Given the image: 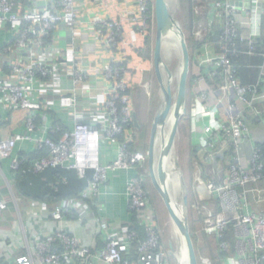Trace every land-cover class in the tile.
I'll use <instances>...</instances> for the list:
<instances>
[{
	"label": "built area",
	"instance_id": "2783aa9c",
	"mask_svg": "<svg viewBox=\"0 0 264 264\" xmlns=\"http://www.w3.org/2000/svg\"><path fill=\"white\" fill-rule=\"evenodd\" d=\"M29 1L32 9L21 0H0V31L9 26L14 34L3 56L19 54L0 75V102L12 115L26 112L24 133L0 136V159L9 160L12 171L19 170L24 159L16 150L26 143L49 150L34 163L36 173L62 167L81 177L92 172L93 177L79 201L63 202L51 214L60 229L15 263L171 264L174 255L164 249L147 187L148 156L138 149L134 125L133 94L144 76L154 72L147 50L156 30L155 0ZM195 1L192 38L199 46L198 57L208 58V65L199 63L196 80L191 130L193 137L202 138L193 146L197 177L190 202L205 232L230 253L226 233L232 227L239 258L231 255L226 264H264V212L250 202L252 197L259 207L264 201V0H212L206 7L197 0H191L192 6ZM60 41L67 42V49L57 55ZM232 56L255 61L254 83H241ZM66 71L73 88L59 96V104L74 121L72 130L56 124L49 114L50 95L59 91L55 81ZM104 142L116 156L107 164L102 163ZM206 164H212L217 179L207 177ZM120 171L134 173L126 195L145 236L140 239L137 231L128 229L124 240L108 236L105 249L94 252L65 231L63 221L76 206L100 196L109 175ZM199 186L212 197L206 205L196 193ZM8 209L9 203L0 200V224ZM134 243L137 260L124 259Z\"/></svg>",
	"mask_w": 264,
	"mask_h": 264
},
{
	"label": "crops",
	"instance_id": "0c3cea01",
	"mask_svg": "<svg viewBox=\"0 0 264 264\" xmlns=\"http://www.w3.org/2000/svg\"><path fill=\"white\" fill-rule=\"evenodd\" d=\"M21 2L25 6L33 8V4L29 0L24 2L21 0ZM13 36V31L9 26L0 31V75L7 73L8 62L18 59L19 54L13 53L9 57H4L2 52L5 45L12 43ZM66 45L67 42L60 41L56 54L65 53L64 50L67 49ZM210 49L217 52L218 48L213 46ZM86 63L87 61H83V65H86ZM66 74L67 71L63 72L61 77L55 81V85L59 91L50 95L52 106H50L51 110L49 114L56 124H60L65 130H72L74 121L69 118L67 112L60 108L59 104V96L66 94L68 90L73 88L72 81L67 78ZM133 100L136 107L134 94ZM137 111L139 113L140 109L137 108ZM25 121L26 112L18 111L12 115L11 111L0 102V136L8 138L24 133L26 131ZM137 124L138 127L134 124L139 139L137 146L142 150L140 137L141 132H143L141 126L143 123L140 113L137 116ZM201 138L202 135L192 136L190 144V148H193L192 150H194L193 146L195 144L201 143ZM34 150L35 147L31 144H21L16 150V155L29 154L34 152ZM115 157L114 150L107 142H104L102 147V163H111ZM212 172V175L206 173L207 177L217 179V172H214L213 169ZM11 174L10 161L0 159V200L9 203V209L5 213L3 222L0 224V264H16V259L28 256L29 251L35 248L39 240L57 232L61 224L56 222L51 217V214L61 203L71 201L67 200L57 204H49L22 197L14 189L15 184L10 177ZM133 175V172L126 171L110 174L108 182L101 189L100 196L85 202V205L83 204L81 207L76 206L72 215L65 216L63 221L65 231L77 238L81 244L91 247L94 252L105 249L108 236L124 240L133 219V213L129 209L126 195L127 182ZM233 248L232 246L230 254L238 259L239 255Z\"/></svg>",
	"mask_w": 264,
	"mask_h": 264
},
{
	"label": "water",
	"instance_id": "95a60500",
	"mask_svg": "<svg viewBox=\"0 0 264 264\" xmlns=\"http://www.w3.org/2000/svg\"><path fill=\"white\" fill-rule=\"evenodd\" d=\"M154 10L156 30L153 52V66L155 77L161 89L162 104L153 117L149 149L147 154L148 173L152 189L159 197L169 219L175 222L181 229L180 244L177 245L176 249L172 244H170V252L174 255L177 250H183L186 256L187 264H200L191 230L189 192L184 181L183 173L180 169L179 163H177V167L181 171L182 187V195L179 203L175 199H173L171 194L169 193L167 186L168 173L165 168L166 157L171 153L173 149L176 148V142L180 130V123L188 113L187 99L189 95L191 66L193 60L184 30L179 24L178 20L172 14L167 0H155ZM172 31L177 32V38L180 44L181 51V75L178 83L176 84L175 92L170 81L167 87L164 86L162 75V70H165L169 80L173 79L172 71L164 63L162 57L163 41L165 37L167 35H170ZM172 110H174V123L168 141L165 145H163V154H161L157 162L156 142L159 134V129H162L165 126ZM135 125L136 127H138L137 121H135ZM218 159L222 164L224 155L218 156ZM222 171L223 167L221 165L219 167V180H222ZM196 193L199 196L201 202H210L212 199V197L208 194L205 186L197 187Z\"/></svg>",
	"mask_w": 264,
	"mask_h": 264
},
{
	"label": "rangeland",
	"instance_id": "374dc122",
	"mask_svg": "<svg viewBox=\"0 0 264 264\" xmlns=\"http://www.w3.org/2000/svg\"><path fill=\"white\" fill-rule=\"evenodd\" d=\"M212 0H197L198 4H206L210 3ZM196 1L192 8H195ZM173 5V12L175 14V18L178 20L179 24L182 26L185 37L192 55L194 58L191 66V75H190V84H189V95L187 99V108L188 113L182 119L180 123V130L179 135L176 142V152L178 155V163L180 165V169L184 176V181L187 186L189 192V201L192 199L194 195V188H195V179L197 177L196 170L194 169V160L197 159V154L193 152V148H190L191 139H192V120H193V110L195 107V95L197 91V74L199 70V63L208 65V58L198 57V44H196L192 38V22L190 21L193 17L191 15V10L187 4V0H171V6ZM191 15V17H190ZM191 22V23H190ZM171 39H167L166 41H170ZM197 46V47H196ZM172 53V50H171ZM177 56L173 55L170 58V62L166 61L167 66L171 69L172 74H174L178 67H179V59L177 60ZM199 60V61H198ZM201 64V65H202ZM144 84L135 90V116L134 120L137 121V116L140 113V118L142 121V128L143 132H141V148L146 154H148L149 149V141H150V134L152 128L153 117L158 108L162 104V97H161V89L155 77V73L151 72L148 75L144 76ZM174 88L176 87V83L173 84ZM145 88V89H144ZM149 88L148 90H146ZM141 95V96H139ZM137 108L140 109L138 113ZM134 121V122H135ZM139 149V148H138ZM140 150V149H139ZM193 153V155L191 154ZM168 162V159H167ZM206 173L208 175H212V166L211 164H206ZM148 185L149 191L151 192L152 186L150 183V178L148 177ZM152 199L154 200L155 207L157 209L159 215V223L161 225L160 229L162 232V243L164 244V249L170 252L169 246L171 244V235L174 236V225L172 221H170L169 227V217L162 206V203L155 192H153ZM156 196V197H155ZM250 202L253 205L256 211H263L264 212V201L258 207L256 202L252 197H250ZM202 205H206V202H203ZM194 206L191 205L190 202V224L191 230L195 235V248L197 252V256L199 258L200 264H226L230 258V252L227 250H223L219 247V243L217 242L216 237L214 235H209L205 232L204 222L200 216L197 215L194 211ZM171 228V229H170ZM232 228V227H230ZM233 231V229H232ZM207 236V237H206ZM209 236V237H208ZM174 243V242H173ZM174 246V245H173ZM171 253V252H170ZM173 255V253H171ZM179 264L180 257L178 259ZM171 264H178L175 253L172 258H170Z\"/></svg>",
	"mask_w": 264,
	"mask_h": 264
},
{
	"label": "trees",
	"instance_id": "16d2710c",
	"mask_svg": "<svg viewBox=\"0 0 264 264\" xmlns=\"http://www.w3.org/2000/svg\"><path fill=\"white\" fill-rule=\"evenodd\" d=\"M24 1L27 0H23V2ZM187 4L190 8H192L191 0H187ZM190 10L193 17V8ZM190 21L192 22L193 28L194 20L192 21L191 19ZM154 45L155 33L152 31L147 50V57L152 60ZM232 60L237 66L238 78L243 85H250L256 81L257 71L251 68V66L255 65V61L244 56H232ZM52 139L57 140L58 137L53 136ZM120 140L123 141L125 140V138L121 137ZM48 155L49 150L46 148H43L42 150L36 149L34 150V152H31L29 154H20L21 159H24L23 164L21 165L19 170L12 171V174L10 176L13 180V183L15 184L14 189L16 193L27 199L46 202L49 204H57L67 200L74 201L81 199L82 194L89 187V184L93 177V173L88 172L86 176L81 177L77 173V171L68 170L62 167L49 168L41 173H36L33 169L34 163L42 157H46ZM146 168H148V164L146 165ZM147 187L149 190L148 184ZM153 192L154 191L152 190L151 193L153 194ZM129 229L137 231L140 234V239L144 238L145 232L143 226L139 225L135 215L133 216ZM192 235L195 242V235L193 234V231ZM226 241L232 248L234 243L232 228H229L228 232L226 233ZM137 246L138 244L134 243L129 252L125 253L124 259L136 261L138 252Z\"/></svg>",
	"mask_w": 264,
	"mask_h": 264
},
{
	"label": "bare ground",
	"instance_id": "6f19581e",
	"mask_svg": "<svg viewBox=\"0 0 264 264\" xmlns=\"http://www.w3.org/2000/svg\"><path fill=\"white\" fill-rule=\"evenodd\" d=\"M167 3L170 7V10L172 12V14L175 16L174 12H173V5L171 6V0H167ZM167 39H171L170 41H166ZM172 50V53H171ZM176 55L179 59V61L181 62V51H180V44L177 38V32L176 31H172L170 33V35H167L163 41V46H162V57L164 60V63L166 64L168 62H170V58ZM167 65V64H166ZM162 75H163V82H164V86L167 87L169 84V81L172 84L173 90L175 92V88L173 86L174 83H178L180 75H181V66L179 63V67L177 69V71L173 74V79L169 80L165 70H162ZM174 123V110L171 111V114L165 124V126L162 129H159V134L157 137V144H156V159L158 162V159L160 158L161 154H163V145H165L168 141L172 126ZM168 159V162H167ZM177 163H178V155L176 152V148L173 149L171 151V153L166 157L165 160V168L166 171L168 173V180H167V186H168V190L169 193L171 194L172 198L175 199L177 202L180 203V199H181V195H182V187H181V171L180 169L177 167ZM158 164V163H157ZM157 170V167H156ZM170 220L169 219V227H170ZM174 225V236L171 235V244L174 245L173 247L176 249L177 245L180 244L181 241V229L180 227L173 222ZM171 229V228H170ZM174 242V243H173ZM175 257L176 260L179 264V257H180V262L181 264H187L186 261V256L185 253L183 252V250H177L175 253Z\"/></svg>",
	"mask_w": 264,
	"mask_h": 264
}]
</instances>
